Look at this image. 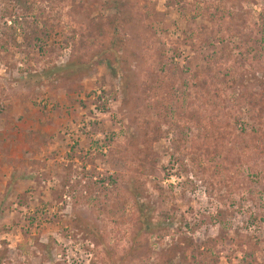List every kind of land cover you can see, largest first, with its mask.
Returning <instances> with one entry per match:
<instances>
[{"label": "rangeland", "instance_id": "374dc122", "mask_svg": "<svg viewBox=\"0 0 264 264\" xmlns=\"http://www.w3.org/2000/svg\"><path fill=\"white\" fill-rule=\"evenodd\" d=\"M0 264H264V0H0Z\"/></svg>", "mask_w": 264, "mask_h": 264}, {"label": "trees", "instance_id": "16d2710c", "mask_svg": "<svg viewBox=\"0 0 264 264\" xmlns=\"http://www.w3.org/2000/svg\"><path fill=\"white\" fill-rule=\"evenodd\" d=\"M144 207L143 205L139 206V217H138V222L141 227L142 231L149 232L152 228V223L149 218V215L144 212Z\"/></svg>", "mask_w": 264, "mask_h": 264}]
</instances>
